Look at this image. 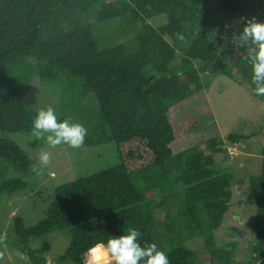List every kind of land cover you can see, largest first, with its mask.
<instances>
[{"label":"trees","instance_id":"1","mask_svg":"<svg viewBox=\"0 0 264 264\" xmlns=\"http://www.w3.org/2000/svg\"><path fill=\"white\" fill-rule=\"evenodd\" d=\"M161 15L166 22H152ZM242 17L264 20V0H0V131L33 132L38 80L59 90L62 117L93 94L99 112L82 148L114 143L116 152L99 170L55 186L33 225L15 216L11 246L31 264H48L46 236L64 231L69 244L56 264H84L93 244L133 228L141 247L155 243L170 264H264V147L244 200L255 206L249 258H236L235 239L215 236L235 180L216 157H232L249 136H219L206 124L205 91L223 75L264 105L247 49L231 42ZM32 165L24 148L0 138V195L24 190Z\"/></svg>","mask_w":264,"mask_h":264},{"label":"rangeland","instance_id":"2","mask_svg":"<svg viewBox=\"0 0 264 264\" xmlns=\"http://www.w3.org/2000/svg\"><path fill=\"white\" fill-rule=\"evenodd\" d=\"M166 22L164 15L157 16L152 22ZM158 26V25H157ZM211 76L208 77L210 79ZM35 86L31 92L29 102L34 105L37 111L41 108L53 107L58 120L70 119L71 122L82 124L87 130L92 120L99 112L98 103L93 94L85 97L77 107L75 113L62 117L65 109L58 107L59 90L53 87L42 88L38 80L31 83ZM32 86V88H33ZM205 95L212 108L211 119L206 121L207 125H217V135L225 136L232 132H243L248 139L244 140L238 147H232L234 156L224 160L223 154H218L216 162L222 170L233 173L235 180L231 186V206L225 214L224 221L216 231L217 241H228L235 239L238 244L234 249L237 259H248L250 241L254 240L253 229L247 223L252 220L255 210L253 204H245L247 194V180L250 174L258 173L260 170L261 150L264 147V133L261 127L264 126V105L245 87L238 85L226 76L220 75L211 78V84L205 91ZM27 99V97H25ZM215 128V127H214ZM0 138L10 139L29 153L33 158L32 165L40 169V174L28 178L27 187L21 192L12 195H0V264H31L28 257L21 254L19 250L11 246L13 240L12 223L15 216L24 218L25 225H33L40 220L48 207L47 195L53 192L55 186L77 179L79 176L99 170L106 164L109 158L115 156V149L112 144L100 146L99 148H72L62 144L55 147L49 146L45 137H37L33 132L29 134L8 133L0 131ZM231 147V146H230ZM50 154V163L42 168L39 163L41 152ZM243 180V184L238 181ZM241 201V203H239ZM237 225L242 235H230V226ZM51 242V250L48 253V264H56L57 257L64 253L69 244V236L64 231H54L46 236ZM200 240L194 245L199 248ZM40 243L35 241V245ZM86 257L84 256V264Z\"/></svg>","mask_w":264,"mask_h":264},{"label":"clouds","instance_id":"3","mask_svg":"<svg viewBox=\"0 0 264 264\" xmlns=\"http://www.w3.org/2000/svg\"><path fill=\"white\" fill-rule=\"evenodd\" d=\"M241 19L243 28L233 33L231 42L238 50L247 49L245 59L251 65L253 91L257 96H264V20L255 17ZM32 129L35 136H46L47 144L52 147L66 144L79 148L87 135V129L82 124L71 122L70 119L58 120L51 106L38 110L32 121ZM38 159L42 168H46L50 163V154L41 152ZM34 171L40 174L41 170ZM232 226L239 229L237 225H231V229ZM139 236L138 230L130 228L126 234L111 236L106 243L96 242L84 254L85 264H170L166 252L155 243L141 247Z\"/></svg>","mask_w":264,"mask_h":264},{"label":"water","instance_id":"4","mask_svg":"<svg viewBox=\"0 0 264 264\" xmlns=\"http://www.w3.org/2000/svg\"><path fill=\"white\" fill-rule=\"evenodd\" d=\"M232 229L236 231V233H238L239 235H241L242 233L240 232V230L235 227V226H232Z\"/></svg>","mask_w":264,"mask_h":264}]
</instances>
